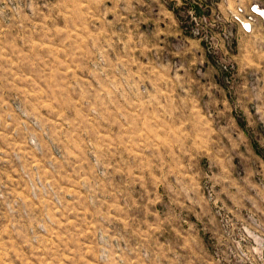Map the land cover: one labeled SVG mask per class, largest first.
I'll return each instance as SVG.
<instances>
[{"label":"rangeland","instance_id":"374dc122","mask_svg":"<svg viewBox=\"0 0 264 264\" xmlns=\"http://www.w3.org/2000/svg\"><path fill=\"white\" fill-rule=\"evenodd\" d=\"M260 25L264 0H0V264H264V128L239 155L211 121Z\"/></svg>","mask_w":264,"mask_h":264},{"label":"crops","instance_id":"0c3cea01","mask_svg":"<svg viewBox=\"0 0 264 264\" xmlns=\"http://www.w3.org/2000/svg\"><path fill=\"white\" fill-rule=\"evenodd\" d=\"M252 1L258 2V0H238L239 3ZM220 8L224 11L223 6ZM239 38L241 47L237 52L236 58L240 64L239 76L241 77V88L237 89L242 93L239 100H242L240 103L243 104V109L239 111V116L236 118H213L211 121L214 122L216 120L217 123H220L221 121V130L225 128L224 125L227 124V120L229 121V124L236 123L238 125L237 128L234 130L227 129L229 131L228 136L235 135L238 139L237 148L235 150H237L240 155L243 154L244 148H252L253 156L258 157L260 156V153L255 148L256 142L254 141L252 143L251 135H253L256 140H262V137L259 136L260 132H263L264 117H261L259 113L264 112V56L260 55L258 51L263 48L261 41L264 39V27L260 25L258 28H255V31L251 34H240ZM185 41L191 44L199 43L196 39L192 38H187ZM262 52L264 53V49ZM258 60L262 62L258 63ZM222 99V101H224V98ZM251 107L252 109H250ZM247 113H252V115L247 116ZM249 125H253V127H245ZM221 130H218V134L225 137Z\"/></svg>","mask_w":264,"mask_h":264},{"label":"built area","instance_id":"2783aa9c","mask_svg":"<svg viewBox=\"0 0 264 264\" xmlns=\"http://www.w3.org/2000/svg\"><path fill=\"white\" fill-rule=\"evenodd\" d=\"M192 9V7H191ZM254 13L260 15V16H263L262 15V10H257L256 6L252 7L251 9ZM241 12V9L238 8V12L236 15H234V17H236L241 23L242 25L244 26V30L247 31L249 29V24L251 23L252 21V15H242V14H239Z\"/></svg>","mask_w":264,"mask_h":264}]
</instances>
